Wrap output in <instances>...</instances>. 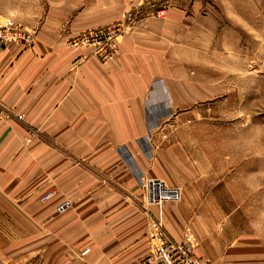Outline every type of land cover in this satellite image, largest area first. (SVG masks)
Returning <instances> with one entry per match:
<instances>
[{
	"label": "crops",
	"instance_id": "crops-1",
	"mask_svg": "<svg viewBox=\"0 0 264 264\" xmlns=\"http://www.w3.org/2000/svg\"><path fill=\"white\" fill-rule=\"evenodd\" d=\"M135 2L0 0V23L11 16L9 7L35 15L31 23H38L29 47L0 44V110L10 113L0 115V208L19 230L38 233L31 246L47 248L53 264L141 259L153 242L148 245L146 238L148 217L120 201L137 198L138 174L158 178L171 165L169 158H183L175 144L146 156L150 149L144 138L152 118L167 114L164 102L175 107L179 94L187 103L200 96L198 83L184 68L163 58L175 57L183 18L147 16L108 45L93 46L82 38L88 27L114 19L121 4ZM256 4L264 8V0ZM95 7L103 10L97 21L91 14ZM257 24V47L264 49V17ZM151 102L161 106L149 112ZM114 185H127L131 192L125 196ZM50 189L54 195L39 201ZM62 199L73 205L59 214L55 208ZM162 218L171 239L188 236L178 205H165ZM228 229L204 234L194 225L195 254L210 264H264L263 235L243 228V235L232 236ZM85 248L89 251L80 254Z\"/></svg>",
	"mask_w": 264,
	"mask_h": 264
},
{
	"label": "rangeland",
	"instance_id": "rangeland-1",
	"mask_svg": "<svg viewBox=\"0 0 264 264\" xmlns=\"http://www.w3.org/2000/svg\"><path fill=\"white\" fill-rule=\"evenodd\" d=\"M97 3L98 0H87L89 6ZM256 3L257 0H139L127 6L121 4L114 19L82 31L88 44L102 46L131 32L147 16H181L185 21L183 38L173 48L175 57L163 58L174 60L177 67L184 68V74L186 71L198 83L199 99L187 103L179 94L181 102L175 107L164 102L162 111L167 110V114L152 118L144 138L151 151L145 154L148 157L154 156V148L179 146L183 158H169L171 165L163 167L157 176L167 185L180 188L182 197L178 202L162 205L161 211L165 205H178L188 230L185 238L192 241L194 225L204 234L214 229L229 230L230 226L232 236L243 235V228L249 234L264 236V49L257 47L261 40L257 20L264 17V8ZM16 10L9 7L7 13L11 16H4L5 19L12 18L31 29L33 43L38 31V23H31L35 15ZM102 12L95 7L91 12L93 20L99 19ZM175 83L179 93V80ZM165 96L169 101V95ZM154 105L161 106L151 102L147 106L149 112ZM0 115L10 113L2 109ZM147 178L153 177L138 174L137 198L122 199L120 204L146 213L148 245L153 241L149 251L159 242L155 221L160 209L144 199L142 181ZM114 187L123 190L124 193L118 189L125 196L131 192L127 185ZM47 192H53L49 198L54 195L50 189L38 200H48L40 199ZM64 200L71 202L64 211L73 205L72 200L62 199L56 208ZM56 208V213L64 212ZM37 237V232L19 230L14 218L5 216L0 208V264H53L48 261L47 248L31 246ZM88 251L85 248L80 254Z\"/></svg>",
	"mask_w": 264,
	"mask_h": 264
},
{
	"label": "built area",
	"instance_id": "built-area-1",
	"mask_svg": "<svg viewBox=\"0 0 264 264\" xmlns=\"http://www.w3.org/2000/svg\"><path fill=\"white\" fill-rule=\"evenodd\" d=\"M108 34L110 31L107 32ZM33 31L12 18H6L0 24V44H13L28 47L33 40ZM110 36V35H109ZM110 39V37H107ZM22 116L18 115V119ZM144 199L150 205L158 206L159 216L155 221V229L158 230L159 242L155 244L141 259L134 264H210V262L195 254V244L186 237L176 241L164 232L162 219V205L168 202H178L182 193L178 187H172L159 178H147L142 181ZM53 192L45 193L40 199H48ZM69 200L62 201L57 206L58 212H63L70 206Z\"/></svg>",
	"mask_w": 264,
	"mask_h": 264
}]
</instances>
